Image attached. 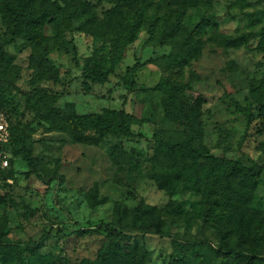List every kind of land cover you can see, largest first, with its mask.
I'll return each instance as SVG.
<instances>
[{"label": "rangeland", "instance_id": "374dc122", "mask_svg": "<svg viewBox=\"0 0 264 264\" xmlns=\"http://www.w3.org/2000/svg\"><path fill=\"white\" fill-rule=\"evenodd\" d=\"M152 1L163 11L180 0ZM183 1L188 37L163 45L148 24L118 13L110 0H80L90 4L89 13L71 21L54 2L70 12L76 0L68 5L51 0L49 23L20 34L4 19L9 0H0V46L12 58L0 69V112L18 134L29 137L38 166L34 170L15 157L0 178V236L7 250H16L14 260L20 253L29 256L24 250L46 235L38 250L40 264H97L109 245L105 228L110 225L126 235L124 247L138 243L147 251L148 264H237L200 252L201 246L219 249L227 243L200 217L204 195L172 194L157 183L156 177L165 174L157 138L185 137L184 128L167 117L169 97L159 86L167 81L192 89L178 95V103L186 106L201 95L203 144L216 157L259 169L249 209L264 212V0ZM136 59L153 63L136 74V89L129 93L126 70ZM42 60L55 75L37 66ZM93 67L108 73V82L85 80L83 69ZM125 100L131 137L108 132L98 144L74 138L77 133L98 136L96 122L81 118L118 111ZM233 103H250V126ZM140 207L157 210L162 235L133 228Z\"/></svg>", "mask_w": 264, "mask_h": 264}, {"label": "trees", "instance_id": "16d2710c", "mask_svg": "<svg viewBox=\"0 0 264 264\" xmlns=\"http://www.w3.org/2000/svg\"><path fill=\"white\" fill-rule=\"evenodd\" d=\"M50 1L9 0L3 8L7 26L10 28L13 25L15 29H19V34L30 27L43 28L50 21L51 16L48 9ZM63 1L68 5L71 0ZM110 1L116 4L118 13L126 12L128 15H133L134 21L140 26L148 24L151 36L161 37L163 45L177 44L178 40H185L188 37V30L184 25L188 8L183 0L176 3L175 7H167L163 11L155 8L152 0ZM76 2L78 5L74 4L70 12L58 6L57 2L54 4L57 6L58 13L65 17V21H71L75 17L89 13L90 4L88 2H80V0ZM95 20L96 17H94ZM177 58L178 55L173 57L175 60ZM11 62L12 58L0 46V69L3 66L8 67ZM151 63H153L152 60L141 62L140 59H136L135 64L127 68L126 87L129 93L136 89V74ZM37 66L51 75L56 73L55 68L46 60H42ZM82 75L85 80L99 84H104L109 79V74L99 67L84 68ZM0 82H2L1 71ZM159 87L169 97L167 117L184 128L185 137L182 140L157 138V154L162 156L163 161L162 164L159 160V164L161 167L165 165V174L156 177L158 185L172 194L179 190H190L204 195L206 202L200 217L204 223L210 224L227 243L219 249H213L209 245L201 246L200 252L203 257L217 260L222 257L232 258L237 264H264V212L249 209L259 184V169L246 167L240 161L216 157L203 144V128L198 112L202 102L201 95L196 96L190 106H186V104L178 103V95L181 91L185 93V96L187 91L194 93L192 89L181 90L176 86H171L167 81H162ZM2 95L1 93L0 98ZM126 106L125 100L118 111H109L93 118H81V120L93 119L96 122L98 136L77 133L74 134V138L81 143L98 144L103 142L108 132L122 134L125 138L131 137V115L127 112ZM232 107L246 119L250 126L252 121L250 103L246 107L233 103ZM10 127L12 140L8 148L13 155L11 164L15 157H20L36 170L37 161L33 156V145L29 142V137L18 134V129L11 123ZM124 154L121 152V155L115 156V159L120 160ZM111 157L114 159L112 151ZM175 209L180 210L177 205ZM175 209L174 213H176ZM156 212L155 208H138L132 220L133 228L148 234L162 235L161 221ZM105 231L108 233L110 242L101 253L97 264H148L147 251L138 243L133 247L128 244L123 246L126 235L121 228L108 225ZM46 237L45 235L37 244L24 250V252H29V256L22 258L24 253H20L21 257L14 260L12 254L14 255L16 250L13 248L11 251L7 250L6 243L0 236V248L3 255L0 263L40 264L41 258L38 250L43 246ZM205 247L208 253L205 252ZM36 256L37 260L34 259ZM225 264L231 263L227 261Z\"/></svg>", "mask_w": 264, "mask_h": 264}, {"label": "built area", "instance_id": "2783aa9c", "mask_svg": "<svg viewBox=\"0 0 264 264\" xmlns=\"http://www.w3.org/2000/svg\"><path fill=\"white\" fill-rule=\"evenodd\" d=\"M12 140L10 122L6 116L0 112V178H2L11 168L13 158L9 145Z\"/></svg>", "mask_w": 264, "mask_h": 264}]
</instances>
